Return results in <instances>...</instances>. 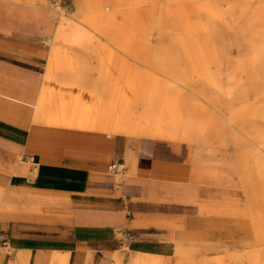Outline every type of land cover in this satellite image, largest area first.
I'll use <instances>...</instances> for the list:
<instances>
[{
    "label": "rangeland",
    "instance_id": "rangeland-1",
    "mask_svg": "<svg viewBox=\"0 0 264 264\" xmlns=\"http://www.w3.org/2000/svg\"><path fill=\"white\" fill-rule=\"evenodd\" d=\"M220 1L223 8L235 3L245 9L241 15L236 6L237 11L225 18L229 25L218 31L226 52L225 66L210 65L208 76L213 77V82L208 84L201 82L205 78L198 79L188 64H180L177 71L183 82L172 81L173 91L188 99L203 100L192 95L184 82L193 84L194 89H203L209 95V113L204 116L205 119L212 117L216 125L212 130H205L201 140L171 142L164 138L86 133L79 136L86 138L84 141L73 145L69 143L70 135L60 132L56 141L47 144L48 133L43 132L44 154L35 151L36 156L28 150H14L23 147L28 133L26 128L0 121V183L5 187L24 184L30 190L54 191L58 196L51 203L36 206L39 219L33 214L0 218V250L3 252L0 264H7L8 259L15 255L26 256L27 264H33L35 256L42 259L41 264H47L49 254L68 256V264H132L135 258L146 256L157 258L159 264H171L176 241L184 250V258H189L188 264H201L203 260H212L213 263L215 259H223L226 250L238 254L251 251L253 233L247 212L251 210L264 221V212L261 211L264 203L257 205L242 189L239 165L243 157L248 174L257 183L259 173L264 172V134L254 141L246 132L247 125L238 128L227 118L231 109L234 116L239 115V109L245 102L253 105L254 97L259 95V127L264 131V66L256 78H246L244 74L239 87L228 78V74L240 57H249L253 50L264 44L260 31L264 27V0ZM175 2L168 0L162 4L174 7ZM77 3V0H46V4L38 3L36 6L42 15L31 12L25 17L9 13L14 4L0 0V85L24 92L31 102L34 101L50 39H53V26L58 21L70 19ZM254 13L261 16V21L253 16ZM48 22L52 26H48ZM159 22L164 23V19ZM163 33V40L167 41L171 32L166 30ZM88 34L93 41L106 42L93 30ZM150 41L157 43L155 32ZM67 48L77 53L79 58L86 59L91 68L90 76L95 77L96 53L84 54L86 50H92L85 46L71 45ZM108 51L129 59L119 50ZM239 90L243 91L245 98L241 106L237 98ZM0 106L6 115L13 111L8 102L2 101ZM26 108L31 115L32 107ZM28 120L24 118L22 125L27 127ZM101 142L105 144V150L101 149ZM23 161L30 168L25 173L18 167ZM112 161L122 163L119 174L108 169ZM181 164L187 169H175ZM204 167L225 170L231 181L218 184L195 173L194 170ZM51 215H58L65 224L58 225L56 229L71 230L68 237L73 245L55 242L12 248L11 241L16 242L14 238L17 237L11 232L25 225H35L37 220ZM22 220H26L25 224ZM40 229L31 230L29 227L26 234L34 237L49 233ZM193 258L196 262L192 261Z\"/></svg>",
    "mask_w": 264,
    "mask_h": 264
},
{
    "label": "bare ground",
    "instance_id": "bare-ground-1",
    "mask_svg": "<svg viewBox=\"0 0 264 264\" xmlns=\"http://www.w3.org/2000/svg\"><path fill=\"white\" fill-rule=\"evenodd\" d=\"M4 1L14 4L9 13L25 17L31 12L42 15L36 6L38 3L46 4V0ZM165 1L168 0H77V6L70 19L58 21L57 25L53 26V39H50L47 49L45 71L34 101H30L29 95L0 85V102L32 107L31 116L26 123V140L32 144L29 153L38 151L44 154V149H37L45 143L42 142L43 132L48 133L47 144L56 141L61 132L69 134V143L76 145L86 139L79 137L86 133L94 136L113 133L164 138L173 142H191L201 140V134L205 130L215 128L213 118L205 119L204 116L209 113V95L203 89H194L193 84L184 82L192 95H198L203 100L188 99L187 96L173 91L172 81L183 82L177 69L180 64H188L192 73L199 76L198 79H206L201 82H213V77L208 76L210 65L222 68L227 62L225 48L221 42L222 35L218 31L222 26L229 25L225 18L237 11L236 6L240 14L244 13L245 9L235 3L223 8L220 0H173L176 1L174 7L163 5ZM169 16L171 20L166 19ZM253 16L260 20L258 13ZM161 18L164 23L159 22ZM48 26H52V23L48 22ZM89 30L101 34L107 44L93 41L88 34ZM166 30L171 34H168V40L164 41L163 31ZM260 31L264 38V27H261ZM154 32L158 39L156 44L150 41ZM71 45L92 49L86 50L84 54L96 53L95 77H91V68L86 59L68 51L67 47ZM108 50H119L129 59L119 57L115 51ZM263 66L264 44L253 50L249 57H240L228 78L239 87L244 74L246 78H256ZM242 92L239 90L237 96L239 106L245 100ZM254 98L253 105L245 102L239 109V115L234 116L231 109L227 119L241 129L247 125L248 136L257 141L264 131L259 127L260 96ZM8 115H12L7 118L13 121L14 112L9 111ZM8 115L4 114L0 106V118ZM105 148V144L101 142V149ZM245 165L241 157L239 167L242 189L257 205L264 203V172L259 173L258 181L254 183ZM194 171L218 184L231 181L226 177L225 170L204 167ZM22 173H25L24 170ZM119 173L120 171L117 174ZM43 201L52 202L53 198L49 196L44 199L37 193L33 194L24 184L8 187L0 184V218L9 215L26 217L27 214H33L35 218V208ZM261 211L264 212L263 205ZM247 215L253 233L254 246L251 251L238 254L226 250L223 259H215L213 263L212 260H203L201 264H264V221L256 217L251 210ZM17 245V242L11 241L12 248ZM2 254L0 250V256ZM184 255V250L176 241L171 264H188L189 258H184ZM27 260L24 255H15L8 259L7 264H27ZM41 260L35 256L33 264H41ZM47 264H68V256L49 254ZM132 264H159V260L146 256L135 258Z\"/></svg>",
    "mask_w": 264,
    "mask_h": 264
},
{
    "label": "crops",
    "instance_id": "crops-1",
    "mask_svg": "<svg viewBox=\"0 0 264 264\" xmlns=\"http://www.w3.org/2000/svg\"><path fill=\"white\" fill-rule=\"evenodd\" d=\"M45 71V68L42 72V75ZM42 75H41V78H42ZM40 84H41V81H40ZM40 87V85H39ZM39 89V88H38ZM38 92V91H37ZM24 95H28L24 92H22ZM10 107H12L13 109V112H14V115H15V118L13 120H15L14 122H12V120H9L7 118V116L5 117H2L0 118V121L8 124V125H11L13 127H22V128H26V126L22 125L23 124V119L24 118H30L31 115H28V108H26L25 106H16V105H12L10 104ZM31 113H32V110H30ZM26 123V122H25ZM173 142V141H171ZM32 144H29V142L27 140H25V143L23 145L22 148H16L14 150H16V152H20V151H23V150H29L30 147ZM42 147H37V149H41ZM34 155H38V154H34ZM40 156V155H39ZM109 165V164H108ZM20 168V171L22 172L24 170V172H28L30 170L27 162L23 161L19 166ZM187 169V166H183L182 164L181 165H178L177 168L175 169ZM174 169V170H175ZM103 171V169H102ZM1 184V183H0ZM3 185V184H1ZM31 193H37V195H40L41 197L43 198H47V197H52L53 199L57 198V194L52 191V192H46V191H40V190H31ZM70 198H71V195H70ZM86 198V197H84ZM53 202V201H52ZM43 203H51V202H45L43 201L41 204ZM50 217V219H49ZM36 219H39L40 218V215L37 213L36 214ZM2 219H0L1 221ZM96 220V219H95ZM36 221V220H34ZM62 221V222H61ZM22 222L25 224L26 220H22ZM35 225H25V226H22L20 229H15L13 232H11V234L17 238H14L17 242L18 245L20 246H44V245H49V244H55V242H58V243H61L62 245H66V246H71L73 245L72 241L70 240V238L68 237V235L70 234V229H64L61 231V229H56V227L58 225H65L63 220L58 218V215H52L51 216H47L45 219H42V220H37V222H34ZM31 228V230H38L39 228H41L42 230H46V232H49L46 234V236H34L33 235H30V234H26L27 231H28V228ZM40 229V231H41ZM57 230V231H56ZM56 232H59L60 234L56 233ZM44 233V232H43ZM62 235V236H61ZM81 235V234H79ZM20 242V243H19Z\"/></svg>",
    "mask_w": 264,
    "mask_h": 264
},
{
    "label": "built area",
    "instance_id": "built-area-1",
    "mask_svg": "<svg viewBox=\"0 0 264 264\" xmlns=\"http://www.w3.org/2000/svg\"><path fill=\"white\" fill-rule=\"evenodd\" d=\"M121 167H122V163H120L118 161H112L108 165V169L111 170L113 173H118L120 171Z\"/></svg>",
    "mask_w": 264,
    "mask_h": 264
}]
</instances>
